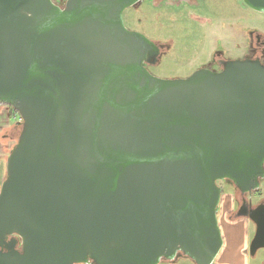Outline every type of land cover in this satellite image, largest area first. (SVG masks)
I'll use <instances>...</instances> for the list:
<instances>
[{
  "label": "water",
  "instance_id": "water-1",
  "mask_svg": "<svg viewBox=\"0 0 264 264\" xmlns=\"http://www.w3.org/2000/svg\"><path fill=\"white\" fill-rule=\"evenodd\" d=\"M142 1L0 0V104L22 122L0 188V264H214L218 180L259 186L264 63L153 74L157 42L123 16Z\"/></svg>",
  "mask_w": 264,
  "mask_h": 264
},
{
  "label": "rangeland",
  "instance_id": "rangeland-1",
  "mask_svg": "<svg viewBox=\"0 0 264 264\" xmlns=\"http://www.w3.org/2000/svg\"><path fill=\"white\" fill-rule=\"evenodd\" d=\"M56 2L64 6L66 0ZM123 16L127 28L140 31L154 41L170 43L162 63L149 67L160 77L190 75L207 62L215 50L233 57L244 54L250 43L248 30L253 28L264 33V13L248 7L242 0H143L136 7L126 8ZM10 107L3 104L1 127L7 123ZM17 140V137L3 139L7 158ZM3 174L5 178L6 163ZM222 250L215 262L221 259L220 255L226 256ZM159 264L171 262L164 260ZM176 264L195 262L180 257Z\"/></svg>",
  "mask_w": 264,
  "mask_h": 264
},
{
  "label": "flooded vegetation",
  "instance_id": "flooded-vegetation-1",
  "mask_svg": "<svg viewBox=\"0 0 264 264\" xmlns=\"http://www.w3.org/2000/svg\"><path fill=\"white\" fill-rule=\"evenodd\" d=\"M248 33L250 43L247 52L233 57L227 56L225 51L215 50L212 53V57L207 62L202 63L200 67H208L214 71H220L224 67L225 61L229 59L244 58L259 59L264 63V33L253 28L249 29ZM156 42L159 46L158 53L155 57L149 59L147 63L148 67L160 65L170 49V43ZM186 76L178 75L175 77ZM2 107L3 104H0V111L2 110ZM7 118L9 124L4 127L5 129L1 135V139L3 140L6 138L11 140L16 137L18 139L21 132L20 115L16 114V112L13 113V108L10 107ZM218 184L222 189L217 214L223 236L222 252L225 250V246H227L229 240L228 231L235 225L240 224L242 235H247L243 254L238 255L239 258L243 257L246 260L241 264H264V248H258L254 254L251 253V244L256 234L260 232L264 237V174L260 178L259 186L250 191H242L232 181L227 179L218 180ZM13 239L18 240L16 247L21 250L20 238L17 235H11L9 240ZM262 242H264V240H262Z\"/></svg>",
  "mask_w": 264,
  "mask_h": 264
},
{
  "label": "crops",
  "instance_id": "crops-1",
  "mask_svg": "<svg viewBox=\"0 0 264 264\" xmlns=\"http://www.w3.org/2000/svg\"><path fill=\"white\" fill-rule=\"evenodd\" d=\"M0 111V188L2 185V182L4 181V174H3V168L5 163L7 162V155L5 154V147L3 146V140L1 139V135L4 132V127L1 123L3 122V110ZM5 122V121H4ZM8 120L6 125H8ZM4 124V126H6ZM229 240L227 243V246H225V250L222 252V254H226L225 257L223 255H220L219 261L215 262V264H241L242 262H245L246 260L242 257L239 258L238 255L243 254V249L245 248V242L247 239V235H242V228L241 225H235L231 230L228 231ZM171 262V261H170ZM177 261L171 262V264H176Z\"/></svg>",
  "mask_w": 264,
  "mask_h": 264
},
{
  "label": "built area",
  "instance_id": "built-area-1",
  "mask_svg": "<svg viewBox=\"0 0 264 264\" xmlns=\"http://www.w3.org/2000/svg\"><path fill=\"white\" fill-rule=\"evenodd\" d=\"M55 4H57V5H59V6H62V5H60L59 3H57L56 2V0H52ZM20 120H21V118H20Z\"/></svg>",
  "mask_w": 264,
  "mask_h": 264
},
{
  "label": "trees",
  "instance_id": "trees-1",
  "mask_svg": "<svg viewBox=\"0 0 264 264\" xmlns=\"http://www.w3.org/2000/svg\"><path fill=\"white\" fill-rule=\"evenodd\" d=\"M12 107V106H11ZM13 108V107H12ZM19 115V113L13 108V113H15ZM215 264V263H214Z\"/></svg>",
  "mask_w": 264,
  "mask_h": 264
}]
</instances>
